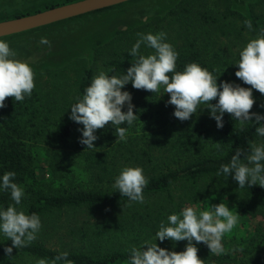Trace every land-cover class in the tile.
Returning a JSON list of instances; mask_svg holds the SVG:
<instances>
[{"label":"trees","instance_id":"1","mask_svg":"<svg viewBox=\"0 0 264 264\" xmlns=\"http://www.w3.org/2000/svg\"><path fill=\"white\" fill-rule=\"evenodd\" d=\"M187 9L179 8L172 15L177 14L181 17L184 13L189 12ZM234 11V8L229 5L223 19L234 16ZM201 16L203 19L200 28L204 25L209 26V20L213 21V26H216L218 21L211 19V14L203 12ZM247 17H243V19L248 21ZM164 20H157L154 23L137 27L136 30L118 37L139 32ZM258 29H264V26ZM117 38L115 37L113 40ZM200 40L194 39L190 43L187 42L181 47L175 48L179 52L177 71H183L187 64L195 62L210 71L214 70V74L219 78L218 70L215 67L216 62L213 61V58H209L207 51L200 46ZM109 43L98 45V47L102 48ZM100 48L97 51H100ZM129 53L130 51L114 53L111 60L105 63L110 76L126 74L127 69L136 59ZM140 53L146 55L153 52L140 50ZM93 77V68H88L79 82L81 97L85 93V89L90 86ZM248 87L251 86L248 85ZM122 91L132 94L134 111L139 117L131 127L126 124L121 125L128 128L127 141L128 134L149 119L154 109L160 106L161 101L160 92L137 90L131 82L125 85ZM253 95L259 101L255 103L251 112L264 115L263 94L253 89ZM40 102L39 93L34 89L32 95L25 97L23 102H15L14 97L7 98L6 106L0 109V179L8 171L16 172L15 182L23 186L25 190L21 205H17L18 209L22 208L27 214L36 213L42 221L54 213L67 209L86 208L94 213L97 208L102 206H128L131 204L133 209H128V212L117 220L118 225L121 226L128 222L131 224L129 228L131 230L146 226L147 230L153 231L155 235L161 222L167 223L169 215L180 212L178 209L181 203L194 204L199 200L213 203L227 202L234 211L242 215V219L246 218L243 220L245 227L255 221L253 230L250 231V234L239 238H223L224 252L220 255H211L207 245L201 242L197 244L199 257L206 260V264H264V188L259 185L253 187L246 185L240 189L238 182L233 177H226L222 173L217 175L220 172V166L230 163L231 157L235 155L237 149L244 150L241 159H245L251 144H264V137L259 136L255 131V128L259 126L254 123L255 117H253V122L247 123L241 129L239 122L234 121L232 115L225 113L223 128H218L217 122L214 120L212 127L197 132L196 139L180 138L178 140L176 152H181L183 158L185 155H189V157L179 161L175 159L174 165L167 170H155L152 174L147 175L149 183L144 189V199L165 195L173 207L168 210L165 207L154 209L144 204L137 206V202H129L127 197L121 196L118 189L113 187L116 177L126 167L121 164L117 150L126 141L116 142L118 137L111 124L97 130L95 134L98 139L94 141L96 148L87 149V145H82L79 142L84 126L67 119L60 124L54 138L51 139L52 148L45 154L51 167L57 166L63 170L78 167L94 175L96 181L93 180L92 188L76 190L63 185L46 184L39 181L36 177V170L43 165L44 161L37 147H33V145H35L36 139L42 138V135L39 130L33 131V127L36 124V113ZM123 111H127V105ZM212 138L216 139V143H221V149L218 152H206V149L212 145ZM192 146L194 147L192 148ZM195 150L198 151L197 154L194 153ZM13 203L10 190H0V210H6ZM127 215L128 217H126ZM106 222L109 221L106 220ZM123 230L128 229L124 228ZM82 232L88 234L86 231L82 230ZM92 234L99 237L102 235L98 228ZM187 243L186 240L173 242L166 239L157 244L169 251L180 252L185 250ZM10 246H12V241L7 240V237L0 232V264H8L21 258H30L37 264L41 258L51 261L57 255L65 252L50 249L34 241L28 247L13 248L12 256H8L5 248ZM66 252L69 253L68 259L73 260L75 264H130L129 250ZM57 264H64V262L59 261Z\"/></svg>","mask_w":264,"mask_h":264},{"label":"clouds","instance_id":"2","mask_svg":"<svg viewBox=\"0 0 264 264\" xmlns=\"http://www.w3.org/2000/svg\"><path fill=\"white\" fill-rule=\"evenodd\" d=\"M245 26L252 30L250 20L245 21ZM137 37L129 53L136 59L126 74L110 76L101 70L93 77L83 96L77 97V102L70 107V119L84 126L79 142L87 145V149L96 148L94 141L98 136L95 133L109 124L115 128L116 142L126 141L128 128L121 125L131 127L139 119L134 111L132 94L122 91L130 82L135 89L152 93H159L163 88L164 93L170 95L167 103L175 106L174 116L181 121L189 120L198 110L208 109L218 128L224 127L223 117L228 113L243 129L255 117L254 123L259 125L255 131L264 137V115L250 111L256 103L253 89L264 94V29L239 53L236 64L239 70L235 75L251 86L247 88L228 81L218 84L214 70L210 71L195 62L187 64L183 71H177L179 52L167 42L164 31L137 33ZM40 43L50 46L46 37H42ZM142 45L153 49V53L142 55ZM16 57L17 53L10 45L0 40V109L6 106L5 101L9 97H14L15 102H23L36 87V73L31 61ZM216 100L218 102L213 103ZM125 105L126 112L123 111ZM216 145L220 147L221 143ZM242 155L244 150L237 149L230 163L220 166L217 175L222 173L226 177H233L240 189L246 185L264 188V144H251L245 159H241ZM16 175L15 171H8L0 179V190H10L14 201L6 210H0V232L12 241V246L5 248L8 256H12L13 248L30 246L42 227L38 214H27L22 208H17V205H21L25 190L15 182ZM148 183L142 167H125L116 177L113 187L129 202L143 203L144 189ZM211 208L201 211L196 206H186L178 214L169 215L167 223L161 222L153 240H145L140 247L133 245L129 249L130 264H206V260L198 255L197 244L201 242L207 245L211 255L222 254L223 238L238 225L240 215L223 202ZM157 239L161 242L166 239L173 242L186 240L188 243L184 251H169L160 247ZM68 257L69 253L65 251L51 261L41 258L37 264H57L59 261L75 264Z\"/></svg>","mask_w":264,"mask_h":264},{"label":"rangeland","instance_id":"3","mask_svg":"<svg viewBox=\"0 0 264 264\" xmlns=\"http://www.w3.org/2000/svg\"><path fill=\"white\" fill-rule=\"evenodd\" d=\"M228 6L227 0H193L187 9L189 12L184 13L183 16L170 15L158 24L155 23L139 32L118 37L107 46L100 48V51L94 52L93 60L82 58L62 69L35 71V90L39 93L41 102L36 113L33 131H41L42 138L36 139L33 147H37L44 161L43 165L36 170L37 179L46 184L63 185L76 190L94 186L93 180L96 181V179L91 173L78 167L64 170L57 166L51 167L45 154L52 148L51 139L54 138L60 124L70 119V107L77 102V97H81L79 82L86 70L93 68L94 76L101 70L107 72L108 67L105 63L111 60L114 53L130 51L138 39L137 33L164 31L167 33V42L175 48L187 42L190 43L194 39H201L200 46L207 51L209 58H213L216 62L215 67L219 74L218 84L228 81L247 88L248 85L235 75L239 70L236 64L239 61L240 51L251 39L257 37L260 32L258 28L264 26V0L251 5L245 15L234 11V16L223 19L227 14ZM203 12L211 14V19L218 21L214 23L216 26H213V21L209 20V26L204 25L200 28ZM243 17L251 21L252 30L245 26ZM140 50L154 51L145 45H142ZM253 96L255 98V95ZM159 98L160 106L154 109L149 119L135 131H131L125 144L117 149L122 165L142 167L145 176L152 174L155 170H167L174 165L175 159L179 161L188 158L189 155L183 158L181 152H176L178 140L180 138L196 139L197 132L212 127L215 120L211 117L210 110L201 109L189 120L181 121L174 116L175 106L167 103L170 95L165 94L163 88L160 90ZM255 101L259 99L255 98ZM217 102L218 100L213 101V103ZM212 141L211 147L206 149V152H218L221 149L217 147L215 138H212ZM194 153L197 154L198 151L195 150ZM219 203L207 200H199L194 204L181 203L178 210L181 212L186 206H196L201 211L212 210L211 206ZM225 203L230 210H233L229 203ZM136 204L137 206L144 204L154 209L165 207L171 210L173 208L165 195L144 199L143 203ZM128 209H133V206L107 205L97 208L94 213L86 208L67 209L54 213L41 221L42 227L35 241L50 249L74 252L129 250L133 245L140 247L145 240H153L155 235L153 231L147 230L146 226L135 230L129 229L131 224L128 222L119 226L117 220L121 219ZM239 215L238 225L230 234H226L224 239L246 236L253 230L255 221L245 227L243 220L246 218L242 219V215ZM97 228L101 230L100 237L92 234ZM124 228L128 230H123ZM158 242L157 239L156 243ZM8 264L36 263L30 258H21Z\"/></svg>","mask_w":264,"mask_h":264},{"label":"water","instance_id":"4","mask_svg":"<svg viewBox=\"0 0 264 264\" xmlns=\"http://www.w3.org/2000/svg\"><path fill=\"white\" fill-rule=\"evenodd\" d=\"M124 1L128 0H85L46 13L3 22L0 23V40L13 48L17 59L31 61V67L35 71L62 69L76 60L92 59L94 49L112 41L119 31H129L146 25L153 18L164 15L179 2L170 0L164 6L152 7L146 16L143 15V7H137L119 18L115 14L104 12L69 21L66 23V29H58L61 24L56 25L60 21ZM42 37L50 41V46L40 43Z\"/></svg>","mask_w":264,"mask_h":264},{"label":"flooded vegetation","instance_id":"5","mask_svg":"<svg viewBox=\"0 0 264 264\" xmlns=\"http://www.w3.org/2000/svg\"><path fill=\"white\" fill-rule=\"evenodd\" d=\"M82 1L85 0H0V23L46 13L54 9H58ZM169 1L170 0H128L111 7H107L101 10L89 12L84 15L71 18L70 20L60 21L56 25L60 26L61 24V26L58 29H61L62 27L66 29L68 26L66 23L69 21H73L75 19L82 17H91L93 15H100L104 12H110L111 14H115L116 17L119 18L122 17L123 14L128 13L131 9H135L137 7L139 8L143 7L144 9L143 15L146 16L149 14L150 8L157 6H164L168 4ZM192 1L193 0H179L178 3H175V6L172 9L166 11L164 15H160L153 18L152 21H150L147 24H150L152 22L154 23L157 20L165 19L168 16L172 15V13L179 8L182 9L188 8L192 3ZM227 1L229 2V5H231V7H233L236 12L245 15L247 13V10L249 11L251 5L257 4L262 0H227ZM143 15L141 14L142 17H144ZM136 29L137 27L129 31H119L116 35V38L121 34L129 33ZM99 48L100 47L96 48L95 52Z\"/></svg>","mask_w":264,"mask_h":264}]
</instances>
